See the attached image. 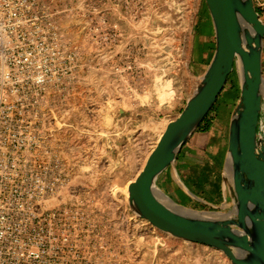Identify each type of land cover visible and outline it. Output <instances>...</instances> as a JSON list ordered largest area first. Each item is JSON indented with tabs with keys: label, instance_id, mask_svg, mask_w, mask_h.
I'll return each mask as SVG.
<instances>
[{
	"label": "rangeland",
	"instance_id": "374dc122",
	"mask_svg": "<svg viewBox=\"0 0 264 264\" xmlns=\"http://www.w3.org/2000/svg\"><path fill=\"white\" fill-rule=\"evenodd\" d=\"M50 1L47 14L56 27L61 53L66 50L69 82L68 87L61 84L40 96L51 120L43 133L73 169L71 187L51 208L68 212V230L77 248L82 246V261L230 262L211 247L206 254L192 247L183 251L174 242L192 243L138 218L128 204L129 184L185 107L214 54L210 51L203 67L192 69L203 48L205 0ZM63 66L58 62L55 69L63 71ZM239 74L235 69L228 76L209 112L212 127L207 130L203 124L179 153L188 157L189 169L180 168L178 184L171 186H182L192 200L182 205L170 188L157 182L178 206L208 214L229 215L233 210L225 164L231 115L240 101ZM262 74L264 80V48ZM79 228L87 235L86 246L79 243Z\"/></svg>",
	"mask_w": 264,
	"mask_h": 264
},
{
	"label": "water",
	"instance_id": "95a60500",
	"mask_svg": "<svg viewBox=\"0 0 264 264\" xmlns=\"http://www.w3.org/2000/svg\"><path fill=\"white\" fill-rule=\"evenodd\" d=\"M215 50L179 116L170 122L128 187L132 213L180 240L221 251L232 264H264V124L260 126L264 23L252 0H205ZM241 65L240 101L229 128L225 182L233 210H175L157 194V179L214 107L228 76ZM222 215V216H221Z\"/></svg>",
	"mask_w": 264,
	"mask_h": 264
},
{
	"label": "built area",
	"instance_id": "2783aa9c",
	"mask_svg": "<svg viewBox=\"0 0 264 264\" xmlns=\"http://www.w3.org/2000/svg\"><path fill=\"white\" fill-rule=\"evenodd\" d=\"M252 1L264 23V0ZM52 6L0 0V264H87L68 230V212L51 208L73 180L43 133L51 120L40 96L69 82L66 50L47 14ZM58 62L63 71L55 69ZM78 238L86 246L82 228Z\"/></svg>",
	"mask_w": 264,
	"mask_h": 264
},
{
	"label": "crops",
	"instance_id": "0c3cea01",
	"mask_svg": "<svg viewBox=\"0 0 264 264\" xmlns=\"http://www.w3.org/2000/svg\"><path fill=\"white\" fill-rule=\"evenodd\" d=\"M201 42H202L201 44L203 45V48H202V51L200 52V54L197 56L196 61L194 62V68H192L194 71H197L198 69L203 67L205 61L208 59V56H209L208 54L210 51L214 53V50H215L214 29L211 31L209 30L208 32L202 31V41ZM193 54H194V52L192 50V56H191L192 58H193ZM189 97H190V95H189ZM180 159H182V161H179ZM187 159H188V157H186V156L182 157L181 154H178L177 158L175 160L176 164L169 165L162 173L159 174L158 179H157V182H160L163 185V187H165L167 189L170 188L172 190V193L179 199V201L182 205H183L182 201H184L186 199H189L191 201L192 197L191 198L189 197L190 194H188V192L182 186L179 185L178 187L172 188L171 184H174V185L178 184V181H179L178 171L180 168H183L185 170L188 169V167H186V165L188 163ZM178 243L179 242H174V245L176 247H178L180 245V247L183 248L182 249L183 251H184V248L189 249L190 247H192L193 249H196L199 252V254L201 252H203L205 254L207 252L210 253V247L209 246L196 244V243H192V246H190L187 244L185 245V244H178ZM183 251H181V252H183ZM216 263L217 262H215V261L213 262L210 260H208V261L197 260V261H182L181 263H177V264H216ZM220 264H232V263L223 262Z\"/></svg>",
	"mask_w": 264,
	"mask_h": 264
},
{
	"label": "bare ground",
	"instance_id": "6f19581e",
	"mask_svg": "<svg viewBox=\"0 0 264 264\" xmlns=\"http://www.w3.org/2000/svg\"><path fill=\"white\" fill-rule=\"evenodd\" d=\"M237 67H238L239 73L241 74V65H240L239 62H237ZM261 94H262V97H263V99H262V106H264V82L262 83V86H261ZM261 111H262V109H261ZM156 190H157L158 196L161 198V200L164 201L165 204H167L169 207L174 208L175 210L184 211V209H182L175 202H173V200L170 197H168L167 195H165L164 193H162L158 188Z\"/></svg>",
	"mask_w": 264,
	"mask_h": 264
},
{
	"label": "flooded vegetation",
	"instance_id": "af4514ba",
	"mask_svg": "<svg viewBox=\"0 0 264 264\" xmlns=\"http://www.w3.org/2000/svg\"><path fill=\"white\" fill-rule=\"evenodd\" d=\"M205 11H206V18L203 21L201 28H202V31L208 32L209 30L210 31L213 30V23H212V19H211L210 13L208 11L207 5H205Z\"/></svg>",
	"mask_w": 264,
	"mask_h": 264
},
{
	"label": "trees",
	"instance_id": "16d2710c",
	"mask_svg": "<svg viewBox=\"0 0 264 264\" xmlns=\"http://www.w3.org/2000/svg\"><path fill=\"white\" fill-rule=\"evenodd\" d=\"M235 71V70H234ZM233 71V72H234ZM219 98V97H218ZM218 100V99H217ZM216 103H217V101H216ZM209 114V113H208ZM208 114H207V116L204 118V120L202 121V123L199 125V127H198V129L203 125V124H205V127H206V129L207 130H209L211 127H212V124H211V122H207L208 121ZM189 165H188V163H187V165H186V167H188ZM188 169H189V167H188Z\"/></svg>",
	"mask_w": 264,
	"mask_h": 264
}]
</instances>
